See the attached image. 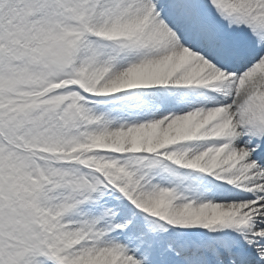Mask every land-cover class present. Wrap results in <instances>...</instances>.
Instances as JSON below:
<instances>
[{
  "label": "snow or ice",
  "instance_id": "snow-or-ice-1",
  "mask_svg": "<svg viewBox=\"0 0 264 264\" xmlns=\"http://www.w3.org/2000/svg\"><path fill=\"white\" fill-rule=\"evenodd\" d=\"M0 264H264V0H0Z\"/></svg>",
  "mask_w": 264,
  "mask_h": 264
}]
</instances>
